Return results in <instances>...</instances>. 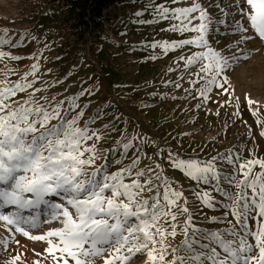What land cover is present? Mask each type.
I'll return each instance as SVG.
<instances>
[{
  "label": "snow or ice",
  "instance_id": "1",
  "mask_svg": "<svg viewBox=\"0 0 264 264\" xmlns=\"http://www.w3.org/2000/svg\"><path fill=\"white\" fill-rule=\"evenodd\" d=\"M208 7L219 11L217 19ZM208 7L193 3L170 8L150 0L152 19L137 22L175 21L169 31L181 36L194 33L191 38L149 45L164 54L189 49L190 55L177 59L192 76L193 99L210 100L216 90L217 95L239 101L229 73L251 57L252 50L244 47L249 41L264 42V0H232L227 7L221 0H212ZM230 19L238 38L229 46L230 55H225L212 47L209 33ZM9 32L8 28L0 31V62L22 59L6 50L23 43ZM192 47L198 50L192 52ZM33 59L20 79L11 81L4 72L5 79L0 80V264H133L141 257L143 264H264V159H245L235 150L211 159L184 158L170 150L165 155L166 150L158 147V161L164 159L168 167L195 182L191 198L183 185L165 174L160 162L139 167V150L130 163L114 172L108 170L106 157L97 166V142L104 134L80 125L83 111L69 118L68 113L79 107L77 96L68 102L67 110L65 101L53 104L48 96H37L51 85L35 87L40 64L37 57ZM192 68L198 71L191 72ZM21 93L28 94L14 99ZM246 104L257 115L258 102L246 96ZM137 139H125V156ZM204 207L223 210L221 216L210 217L211 223L225 224L223 230L201 228L194 222ZM49 224L59 226L42 231ZM177 235L183 239L173 246L169 238ZM28 243H40L42 250L30 249ZM29 252L34 258H29Z\"/></svg>",
  "mask_w": 264,
  "mask_h": 264
},
{
  "label": "rangeland",
  "instance_id": "2",
  "mask_svg": "<svg viewBox=\"0 0 264 264\" xmlns=\"http://www.w3.org/2000/svg\"><path fill=\"white\" fill-rule=\"evenodd\" d=\"M202 1L180 0L173 3L172 0H151L170 8L191 6L193 3L208 7L212 3V0ZM221 3L227 7L232 0H221ZM138 11L144 14L137 17L135 13ZM149 11L150 0L124 1L117 8L104 12L108 21L100 38H91L87 44L73 48V42L67 36H59L62 11L49 4L48 0H0V31L8 28L9 35L23 41L15 50L6 49L22 59L0 62V80L5 79L4 72L9 73L11 81L20 79L35 62L33 57H37L40 81L35 87L51 85L37 96H48L53 104L65 101V110L69 108L71 98L78 97L79 107L68 113L69 118L83 111L80 125L99 129L104 134V139L97 142L100 158L96 164L99 166L106 157L111 172L130 163L137 150L141 157L139 167L154 166L158 161V147L166 150L165 155L170 150L184 158L211 159L219 153L235 150L245 159H264V136L261 135L264 123H257L258 120L264 121V42L258 39L249 41L244 47L246 51L252 50L251 57L229 73L239 101L232 96L217 95L214 90L210 100L202 102L198 96L192 98L195 95L189 91L192 76L183 62L177 59L180 55H190L189 49L186 47L164 54L161 48L149 47L153 42L191 38L194 33L186 32L181 36L169 31L175 21L138 23V19H152ZM208 11L213 19L219 17L218 10L208 7ZM215 29L209 33L212 47L230 55L229 46L234 45L238 38L232 31L231 19L228 24H216ZM197 50L195 47L191 49L192 52ZM196 71L198 68L191 69V72ZM169 81L182 87L177 88ZM81 92L85 94L80 95ZM27 94H18L14 99ZM246 96L258 102L257 115H253V109L246 104ZM225 100L231 103L225 105ZM132 136L140 139L134 142L125 156L123 142ZM158 162L164 166L165 174L183 185L186 195L191 198L190 189L195 182L179 170L168 167L164 159ZM255 170L259 171V168ZM214 195L218 200L222 199L218 194ZM190 207L195 209L196 205L190 203ZM222 213L220 208H200L194 222L201 228L223 230L225 224L210 222V217L221 216ZM229 219H232L231 216ZM250 224L254 225V222L250 221ZM57 226L49 224L42 231ZM182 239V235H177L174 239L169 238L168 242L175 246ZM28 247L41 251L43 245L28 243ZM28 255L30 259L34 258L31 252ZM143 259H135L133 264H143Z\"/></svg>",
  "mask_w": 264,
  "mask_h": 264
},
{
  "label": "trees",
  "instance_id": "3",
  "mask_svg": "<svg viewBox=\"0 0 264 264\" xmlns=\"http://www.w3.org/2000/svg\"><path fill=\"white\" fill-rule=\"evenodd\" d=\"M124 1L130 0H48L62 11L59 36H67L73 48L87 44L91 38H100L108 21L104 12Z\"/></svg>",
  "mask_w": 264,
  "mask_h": 264
},
{
  "label": "bare ground",
  "instance_id": "4",
  "mask_svg": "<svg viewBox=\"0 0 264 264\" xmlns=\"http://www.w3.org/2000/svg\"><path fill=\"white\" fill-rule=\"evenodd\" d=\"M201 3H203V1L201 0Z\"/></svg>",
  "mask_w": 264,
  "mask_h": 264
}]
</instances>
